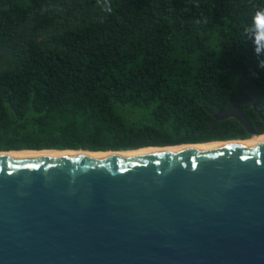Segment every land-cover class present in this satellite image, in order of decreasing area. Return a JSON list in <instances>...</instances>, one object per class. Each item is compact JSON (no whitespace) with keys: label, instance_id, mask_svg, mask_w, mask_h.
Listing matches in <instances>:
<instances>
[{"label":"trees","instance_id":"trees-1","mask_svg":"<svg viewBox=\"0 0 264 264\" xmlns=\"http://www.w3.org/2000/svg\"><path fill=\"white\" fill-rule=\"evenodd\" d=\"M0 0V153L249 139L264 108L245 29L264 0Z\"/></svg>","mask_w":264,"mask_h":264},{"label":"water","instance_id":"water-1","mask_svg":"<svg viewBox=\"0 0 264 264\" xmlns=\"http://www.w3.org/2000/svg\"><path fill=\"white\" fill-rule=\"evenodd\" d=\"M210 115L264 135L239 108ZM249 139L0 155V264H264V138Z\"/></svg>","mask_w":264,"mask_h":264},{"label":"clouds","instance_id":"clouds-1","mask_svg":"<svg viewBox=\"0 0 264 264\" xmlns=\"http://www.w3.org/2000/svg\"><path fill=\"white\" fill-rule=\"evenodd\" d=\"M105 11H112L110 0H106ZM245 35L253 45L259 68L264 69V8L255 11L251 24L245 29Z\"/></svg>","mask_w":264,"mask_h":264},{"label":"bare ground","instance_id":"bare-ground-1","mask_svg":"<svg viewBox=\"0 0 264 264\" xmlns=\"http://www.w3.org/2000/svg\"><path fill=\"white\" fill-rule=\"evenodd\" d=\"M260 138H264V135L263 136H259V137H254L253 139H260ZM252 140V139H251ZM216 144H219V143H216ZM211 145V144H209ZM195 146H198V145H195ZM195 146H182V147H176V148H170V149H157V150H148L150 148H147L145 149V151L143 150H138L136 152H149V151H161V150H171V149H179V148H187V147H195ZM25 153H17V152H14V153H8V154H0V155H13V154H27V153H40V154H68V155H77L76 153L74 152H68V151H64V152H51V151H48V152H32V151H24ZM134 151H130L128 153H136ZM110 154H122V153H95V154H92V155H110ZM80 155V154H79Z\"/></svg>","mask_w":264,"mask_h":264},{"label":"flooded vegetation","instance_id":"flooded-vegetation-1","mask_svg":"<svg viewBox=\"0 0 264 264\" xmlns=\"http://www.w3.org/2000/svg\"><path fill=\"white\" fill-rule=\"evenodd\" d=\"M247 107H250L251 108V111L253 112V114H255L256 116H257V119L261 122V120H260V118H259V115L258 114H256L255 112H254V108L253 107H251L250 105H248L247 104ZM263 117H264V114H263ZM261 124L263 125V130H264V123L263 122H261ZM254 131V130H253ZM254 133L256 134V132L254 131ZM262 134H264V132L263 133H261L260 135H262ZM256 135H258V134H256ZM251 139H253V138H251ZM251 139H249V140H251Z\"/></svg>","mask_w":264,"mask_h":264},{"label":"rangeland","instance_id":"rangeland-1","mask_svg":"<svg viewBox=\"0 0 264 264\" xmlns=\"http://www.w3.org/2000/svg\"><path fill=\"white\" fill-rule=\"evenodd\" d=\"M76 151H84V152H90V151H87V150H81V149H79V150H76ZM45 152V151H44ZM55 152V151H54ZM57 152V151H56ZM68 152H71V151H68ZM72 152H75V151H72ZM22 153H25V152H22Z\"/></svg>","mask_w":264,"mask_h":264}]
</instances>
